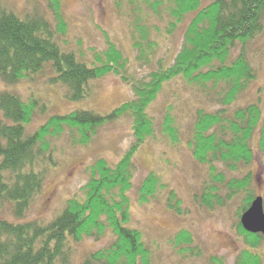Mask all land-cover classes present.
<instances>
[{
	"label": "trees",
	"instance_id": "16d2710c",
	"mask_svg": "<svg viewBox=\"0 0 264 264\" xmlns=\"http://www.w3.org/2000/svg\"><path fill=\"white\" fill-rule=\"evenodd\" d=\"M139 1L152 14L161 16V12H166L171 19V31L185 16L193 14V18L172 65L161 66L146 79L131 83L123 77V81L130 83L131 100L106 115L77 110L51 117L34 134L27 135L25 125L39 109L36 99L24 102L16 94L0 92V206H8L16 220L25 217L43 188L46 168L42 162L52 163L47 137H57L67 128L73 132L74 144L87 145L98 128L123 115L132 118L133 135L129 149L113 167L102 159L90 167L89 180L82 189L84 199L68 200L50 223L10 222L0 218V264H70L77 243L108 232L113 238L111 244L89 254L81 264H151V251L144 244L141 232L128 227L127 193L132 187L135 154L154 136L155 123L147 109L163 85L177 78L201 88L209 101L220 106L213 112H196L191 137L186 142L191 157L207 167L209 174V181L194 199L211 210L242 197L237 211V231L244 247L234 264H261L258 251L262 236L247 233L240 225L241 215L256 198L253 178L251 172L239 174L253 162L255 136L257 150L264 153V109L259 100L241 107L232 106L257 77L247 59L246 45L263 29L264 0H214L205 7H201V0ZM50 6L59 20V32L63 33L58 1L51 0ZM140 31L146 39L147 32ZM238 45L239 54L233 58ZM105 59L100 63L97 58L99 64L89 66L77 61L73 53L60 51L47 21L35 15L19 18L0 6V79L4 84L15 85L50 65L54 72L50 83L64 88L67 101L79 102L89 97L91 81L110 72L118 75L125 64L113 46L105 53ZM207 84H212L213 90L220 88L214 98L208 95ZM170 109L160 127L168 141L176 145L179 137ZM160 189L165 186L159 177L149 173L138 188L137 201L147 203ZM166 203L178 213L180 201L173 192H169ZM172 244L183 255L200 254L192 248L193 239L186 231L177 233ZM208 264L224 262L212 257Z\"/></svg>",
	"mask_w": 264,
	"mask_h": 264
},
{
	"label": "rangeland",
	"instance_id": "374dc122",
	"mask_svg": "<svg viewBox=\"0 0 264 264\" xmlns=\"http://www.w3.org/2000/svg\"><path fill=\"white\" fill-rule=\"evenodd\" d=\"M57 1L63 33L59 32V20L51 9V0H0V6L19 18L35 15L47 21L60 51L73 53L79 62L88 66L99 64L98 58L102 63L106 61L105 53L113 46L125 64L118 75L110 72L91 81L88 85L89 97L79 102L67 101L64 88L50 83L54 76L50 65L12 86L0 79V92L16 94L24 102L36 99L38 108L44 109L43 112L38 109L31 122L25 125L27 135L34 134L51 117L77 110L106 115L131 100V82L146 79L151 71L173 64L193 18V14L185 16L171 31V19L166 12H161V16L152 14L144 9L139 0ZM212 1L201 0L200 5L205 7ZM140 30L147 32L146 39L142 38ZM240 48L238 45L233 50V58L239 54ZM246 54L257 77L232 108L259 100L264 109V22L260 34L247 43ZM123 77H127L130 83L123 81ZM207 86L208 95L214 98L220 88L213 90L212 84ZM200 89L187 85L180 78L174 79L163 85L147 109L155 123L154 136L135 154L132 187L127 197L130 210L128 227L141 232L144 244L151 251V264H208L212 257L223 260L224 264H234L244 247L237 231V211L242 205V197L237 196L224 206H215L211 210L194 199L203 191L209 174L207 167L191 157L186 142L191 137L196 112H213L220 108L215 101H209ZM169 107L178 131L179 143L176 145L168 141L160 127ZM71 133L64 128L59 136L46 138L53 164L45 160L42 162L46 168L43 188L25 217L16 220L8 206H0V218L10 222L38 221L47 224L56 218L68 200L82 201V189L89 180L90 167L99 159L113 167L129 149L133 142L132 118L123 115L101 126L87 145L74 144ZM256 141L257 136L252 141L253 162L239 175L251 172L252 189L264 203V153L257 150ZM151 172L159 177L165 189H160L147 203L140 204L137 201L138 188ZM170 191L180 201L178 213L167 207ZM181 231L191 235L192 248L199 250L198 256L183 255L173 246V237ZM112 239L109 232L99 238H84L74 246L70 264H81L89 254L109 246ZM258 252L261 264H264V242Z\"/></svg>",
	"mask_w": 264,
	"mask_h": 264
},
{
	"label": "water",
	"instance_id": "95a60500",
	"mask_svg": "<svg viewBox=\"0 0 264 264\" xmlns=\"http://www.w3.org/2000/svg\"><path fill=\"white\" fill-rule=\"evenodd\" d=\"M240 225L250 234H260L264 242V210L263 200L256 197L249 208L241 215Z\"/></svg>",
	"mask_w": 264,
	"mask_h": 264
}]
</instances>
